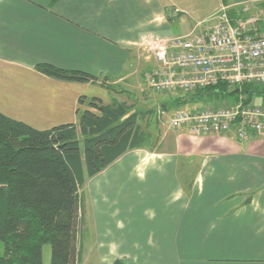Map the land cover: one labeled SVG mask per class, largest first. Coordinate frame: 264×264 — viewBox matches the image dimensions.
Listing matches in <instances>:
<instances>
[{"label": "crops", "instance_id": "1", "mask_svg": "<svg viewBox=\"0 0 264 264\" xmlns=\"http://www.w3.org/2000/svg\"><path fill=\"white\" fill-rule=\"evenodd\" d=\"M262 2L0 0V112L40 131L77 124L79 109H87L81 97L126 102L111 88L135 87L155 67L144 52L148 41L186 35L222 6L237 15ZM40 64L99 81L56 80L38 72ZM196 94L178 110L240 100ZM260 101L264 106V98L254 105ZM160 131H173L161 137L164 150H132L109 167L114 262L264 264V133L241 140L235 128L220 135L193 134L188 127Z\"/></svg>", "mask_w": 264, "mask_h": 264}, {"label": "trees", "instance_id": "2", "mask_svg": "<svg viewBox=\"0 0 264 264\" xmlns=\"http://www.w3.org/2000/svg\"><path fill=\"white\" fill-rule=\"evenodd\" d=\"M36 70L66 82L99 81L91 74L49 64ZM236 89L240 93L231 95ZM217 91L227 99L240 97L245 105L264 98V85L232 89L220 84ZM79 104L87 109H79L77 124L45 131L0 112V264H43L47 245L51 264H80L79 231L86 219L81 192L87 180L126 153L152 144V132L143 129L150 128L155 112H133V106L116 99L105 104L81 97ZM114 264L125 263L118 259Z\"/></svg>", "mask_w": 264, "mask_h": 264}, {"label": "built area", "instance_id": "3", "mask_svg": "<svg viewBox=\"0 0 264 264\" xmlns=\"http://www.w3.org/2000/svg\"><path fill=\"white\" fill-rule=\"evenodd\" d=\"M239 11L231 16L230 8L222 6L208 28L148 41L144 52L155 63L146 74L149 87L167 94L218 93L220 84L232 89L264 85V2ZM169 124L176 130L188 127L198 135H220L235 128L238 138L246 140L253 133H264V107L245 105L240 99L218 109L179 110Z\"/></svg>", "mask_w": 264, "mask_h": 264}, {"label": "rangeland", "instance_id": "4", "mask_svg": "<svg viewBox=\"0 0 264 264\" xmlns=\"http://www.w3.org/2000/svg\"><path fill=\"white\" fill-rule=\"evenodd\" d=\"M220 9L217 10L215 16ZM251 9L250 12L253 14L254 8ZM215 16L205 24L197 26L196 29L203 30L212 26L216 21L214 20ZM152 63L151 61V65ZM111 89L117 94V99L126 101L128 105H133L138 111L155 112V116L149 122L150 128L153 130L151 131L153 141L147 149V151L155 153L164 150L160 146L161 137L165 133L172 135L173 132L160 131L162 127L169 129L168 122L172 115L179 111L178 109L188 108L189 105H185L184 102L188 103L191 96L197 95V92L174 94L154 92L149 87L146 77L143 78V76L140 77L139 83L135 87L113 86ZM164 105L168 108H163ZM255 107H264L262 101L256 102ZM81 193L86 200V219L84 226L79 231L78 247L82 253L80 264H114L117 254L114 246V167L108 168L95 178L88 179ZM2 251L3 244L0 243V253ZM43 264H51V247L48 245L43 248Z\"/></svg>", "mask_w": 264, "mask_h": 264}, {"label": "water", "instance_id": "5", "mask_svg": "<svg viewBox=\"0 0 264 264\" xmlns=\"http://www.w3.org/2000/svg\"><path fill=\"white\" fill-rule=\"evenodd\" d=\"M240 93V89H236V90H234L232 93H231V95H236V94H239Z\"/></svg>", "mask_w": 264, "mask_h": 264}]
</instances>
